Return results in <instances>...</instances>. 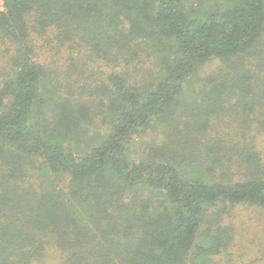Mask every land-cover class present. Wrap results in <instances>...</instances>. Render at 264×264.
I'll return each mask as SVG.
<instances>
[{
  "label": "trees",
  "instance_id": "1",
  "mask_svg": "<svg viewBox=\"0 0 264 264\" xmlns=\"http://www.w3.org/2000/svg\"><path fill=\"white\" fill-rule=\"evenodd\" d=\"M190 1L1 0L0 264L50 247L60 264H233L256 247L264 264V226L244 242L239 214L264 211V0ZM50 33L113 63L97 103L34 60ZM143 59L139 83L126 68Z\"/></svg>",
  "mask_w": 264,
  "mask_h": 264
},
{
  "label": "rangeland",
  "instance_id": "2",
  "mask_svg": "<svg viewBox=\"0 0 264 264\" xmlns=\"http://www.w3.org/2000/svg\"><path fill=\"white\" fill-rule=\"evenodd\" d=\"M222 1L223 0H191L190 3H193L195 7L200 5L201 10H209L213 9L215 4L221 3ZM1 3L0 0V4ZM53 37L54 35L52 33L45 36L33 35L32 41L35 48L34 60L46 67V70H49H47L48 73L51 72L53 76L52 81L58 83L60 93H75L76 96L80 94L86 101H92L91 103L94 104L97 103L99 99L97 96L98 90L105 85L106 76L112 71L113 63L103 62L97 57L96 59L93 57L92 50L87 47L84 48V46H82V48L75 47L73 49L67 46L66 48H58ZM7 48L8 47H4L0 44V79L3 77L2 75L4 73L8 72L10 57L13 54L12 50H6ZM216 64L217 63L213 62L203 67L199 72V77L204 78L211 73L216 68ZM120 66L122 68V65ZM121 68L117 69L121 70ZM154 68L152 62L143 59L136 63L134 62L129 68L127 67L126 74L128 77L131 76L140 83L143 80L147 81L149 79L148 74L152 75V73L156 71ZM95 93L97 94L93 95ZM151 138L152 134H148L143 141H150ZM139 143L142 144V142ZM256 145L264 159V135L257 138ZM239 214H241L240 217H249L247 218V224L250 227L248 229L249 234L240 237L244 238V242L251 238L254 233H261L260 226H264V211H254L243 208ZM239 214L234 218H238ZM260 242L264 243L263 241ZM257 243L259 242L256 241V244ZM252 248L254 251H250L248 256H238V254H236L233 264H259L262 254L257 252L256 247ZM240 254H242V252H240ZM224 262L225 260H223L222 264H224ZM33 264H60V255L56 249L50 247L47 249L46 258L43 261L34 262Z\"/></svg>",
  "mask_w": 264,
  "mask_h": 264
}]
</instances>
